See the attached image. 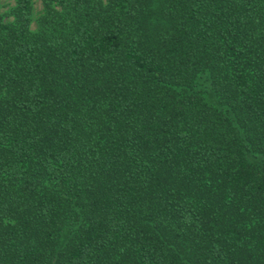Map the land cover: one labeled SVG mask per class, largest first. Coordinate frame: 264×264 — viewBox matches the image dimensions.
<instances>
[{
	"label": "trees",
	"instance_id": "obj_1",
	"mask_svg": "<svg viewBox=\"0 0 264 264\" xmlns=\"http://www.w3.org/2000/svg\"><path fill=\"white\" fill-rule=\"evenodd\" d=\"M0 2V264H264V0Z\"/></svg>",
	"mask_w": 264,
	"mask_h": 264
},
{
	"label": "rangeland",
	"instance_id": "obj_2",
	"mask_svg": "<svg viewBox=\"0 0 264 264\" xmlns=\"http://www.w3.org/2000/svg\"><path fill=\"white\" fill-rule=\"evenodd\" d=\"M15 1L16 0H0V2H1V10L3 12H6L12 5L15 4ZM35 9H36V17L38 18L39 14L41 12V9H42V4H41L40 0L36 1Z\"/></svg>",
	"mask_w": 264,
	"mask_h": 264
}]
</instances>
